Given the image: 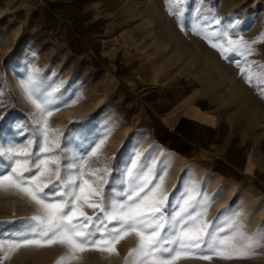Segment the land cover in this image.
Returning <instances> with one entry per match:
<instances>
[{
    "label": "rangeland",
    "instance_id": "1",
    "mask_svg": "<svg viewBox=\"0 0 264 264\" xmlns=\"http://www.w3.org/2000/svg\"><path fill=\"white\" fill-rule=\"evenodd\" d=\"M86 1L97 5L96 15L109 13V18L117 20L109 27V33L119 34V37L109 41L96 37L95 49L123 52L129 62L132 54L138 53L140 77L145 85L154 83L156 88L163 87L168 70L175 69L180 61L187 67L189 86L193 83L197 67L228 66L230 72L210 76L216 82L217 97L227 95L234 100L250 99L253 103L260 99L264 101V91L259 87L264 83V73L261 74L259 68L261 65L264 68V0H188L184 5L183 30L178 19L170 13L166 0ZM211 16L219 18L221 24H211L210 30H228L231 39L243 36L249 42L255 40L253 53L246 54V59L240 56L225 59L203 36L194 34L191 24L203 21L205 17L210 20ZM40 18L39 12H34L30 18L24 17L23 12H9L0 0V117H4L0 123L6 125L7 134L19 141L23 138L15 136L14 130L24 128L27 133L33 127V105L23 94L20 78L23 72L35 66L40 69L42 86L57 89V99L64 104L49 118L51 126L60 127L66 133L70 128L75 129L72 135L77 138L88 129H94L101 136L110 130L101 149V160L115 157L113 167H116L121 161H127L134 152L142 154L144 165L151 164L156 174L166 172L162 187L172 194L173 204L188 185H195L208 195L206 184H203L205 180L197 181V171L189 178L185 174L181 176L180 162L167 164L162 155L154 152L153 146L143 142L146 126L134 120L135 109L133 111L131 104L148 95L144 89L146 86L121 92L118 102L112 98L99 107L108 94L107 90L101 95L100 70L93 69L86 76L81 74L83 66L79 65L73 53L79 44L73 46L71 43L70 53L65 45L52 39L51 32L44 29ZM232 24L237 27L229 29ZM228 39L226 36L213 42L228 47ZM239 69L246 72H237ZM248 77H251V82ZM73 121L81 123L72 124ZM209 183L213 185V182ZM223 188H217L209 195L212 202L207 209L206 220L216 222L218 217H227L238 211L249 234L264 230V197L246 196L234 186ZM36 211V205L27 196L14 190H0V221L19 222V218L35 215ZM85 211L93 215L98 210L85 208ZM16 227L17 224L0 225V231L6 232ZM136 243L134 235L128 236L116 245L118 254L90 250L80 254L70 264H126L128 252ZM66 253V247L58 244L21 247L0 264H57L58 259ZM177 264H264V245L255 248L254 254L245 259L226 260L213 256L211 260H205L189 256L178 260Z\"/></svg>",
    "mask_w": 264,
    "mask_h": 264
},
{
    "label": "snow or ice",
    "instance_id": "2",
    "mask_svg": "<svg viewBox=\"0 0 264 264\" xmlns=\"http://www.w3.org/2000/svg\"><path fill=\"white\" fill-rule=\"evenodd\" d=\"M166 2L183 30L188 0ZM213 23L220 25L221 20L205 17L192 23L191 29L225 59H246V54L253 53L255 40L249 42L243 36L231 39L228 30H210ZM236 27L229 25V29ZM226 36L228 47L213 42ZM39 73L40 69L32 66L20 81L34 109L31 130L15 129V136L23 138L18 141L0 123V190L27 196L37 208L35 215L19 218V222L0 221V225L17 224L14 229L0 231V262L21 247L58 244L66 247L67 253L57 264H70L90 250L118 254L116 245L132 235L137 243L128 252L126 264H177L189 256L245 259L264 245V230L249 234L238 211L218 217L216 222L207 221L212 198L195 185L185 186L173 204L172 194L162 187L166 172L156 174L151 164L142 163V154L134 152L116 167L115 157L102 161L101 149L110 130L101 136L88 129L77 138L72 135L75 129L66 133L51 126L49 118L64 104L57 99V89L42 86ZM248 79L251 82V77ZM3 120L0 117V122ZM85 208L98 211L89 215Z\"/></svg>",
    "mask_w": 264,
    "mask_h": 264
},
{
    "label": "crops",
    "instance_id": "3",
    "mask_svg": "<svg viewBox=\"0 0 264 264\" xmlns=\"http://www.w3.org/2000/svg\"><path fill=\"white\" fill-rule=\"evenodd\" d=\"M2 1L7 11L23 12L27 18L39 12L44 29L70 53L71 43L79 44L73 53L83 66L81 74L100 70L101 95L108 90L99 107L112 98L118 102L121 92L146 86L148 95L131 104L134 120L145 124L143 142L147 146H153L167 164H182L181 176L189 178L197 171V181L205 180L208 196L217 188L234 186L246 196L264 197V101L256 100L255 104L250 99L217 97L216 82L210 76L230 72L228 66L197 67L189 86L187 67L180 61L179 66L168 70L163 87L145 85L138 53L132 54L129 62L123 52L95 49L98 37L109 41L119 34L109 33L117 20L109 18V13L96 15L97 5L92 1ZM259 68L263 74V66ZM259 87L264 91V83Z\"/></svg>",
    "mask_w": 264,
    "mask_h": 264
},
{
    "label": "bare ground",
    "instance_id": "4",
    "mask_svg": "<svg viewBox=\"0 0 264 264\" xmlns=\"http://www.w3.org/2000/svg\"><path fill=\"white\" fill-rule=\"evenodd\" d=\"M23 78H24V76L22 75L20 79H23ZM68 107H69V106H68ZM71 111H72V110H71ZM233 193H234V192H233ZM233 193H232V194H233ZM230 196H232V195H230Z\"/></svg>",
    "mask_w": 264,
    "mask_h": 264
}]
</instances>
